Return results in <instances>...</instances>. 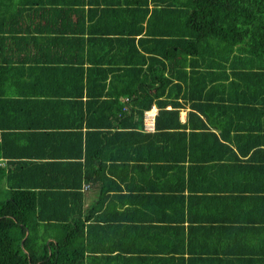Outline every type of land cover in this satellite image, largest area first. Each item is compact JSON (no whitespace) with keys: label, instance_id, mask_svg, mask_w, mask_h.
Returning <instances> with one entry per match:
<instances>
[{"label":"trees","instance_id":"obj_1","mask_svg":"<svg viewBox=\"0 0 264 264\" xmlns=\"http://www.w3.org/2000/svg\"><path fill=\"white\" fill-rule=\"evenodd\" d=\"M25 139L43 161H15ZM5 160L0 264H222L182 253L219 242L264 264V0H0ZM127 168L155 189L119 216L161 227L110 224Z\"/></svg>","mask_w":264,"mask_h":264},{"label":"crops","instance_id":"obj_2","mask_svg":"<svg viewBox=\"0 0 264 264\" xmlns=\"http://www.w3.org/2000/svg\"><path fill=\"white\" fill-rule=\"evenodd\" d=\"M61 28V25H59ZM30 93H32V91H30ZM17 97H20L19 95H17ZM149 111L155 113H157V110L155 107H152ZM31 120V119H29ZM185 120V112H181L180 114V121L181 122H184ZM31 122V121H29ZM25 133H29V132H25ZM26 138V137H24ZM38 144V142H36ZM48 143L46 142H43L41 147H40V150L38 151H33L32 149V146H33V142H28L27 139L24 140V146L28 147L29 149V152L28 151H24V153L26 155H22L20 156V158H17L15 159V161L17 162H23V163H33L35 161H38L40 163V161H43L44 159H38V158H34L32 157V155L34 153L36 154H42L41 151L44 149V145L46 146ZM46 147H49V146H46ZM23 153V154H24ZM5 161H2L0 164L2 166H5ZM134 167V166H133ZM127 171L125 172V174H121V177H123V182L119 184L120 186V189H118V186L115 187V185H113V187L111 189H108V194H107V197H106V200H104V203H103V207H109V212L107 214V218L109 219L110 224L111 225H118V226H126V225H137L138 227H141L142 229L146 230V228H149V227H156L159 225V227H161L160 223L156 221V218L154 217V215H148V216H145V217H139V219H134L135 221H123L124 219L123 218H128V220H131L129 218V215H127L128 217H120L119 215L124 213V211H128L129 209H131L132 206H130V201L134 200L135 195H139V196H143L145 197L147 195V193H150V189H155L153 187V185H151L150 183L146 182V176H147V172L144 171L143 169H134V168H127L126 169ZM21 171L24 173V176H27L28 179L30 177V179H37V180H40L41 177H48V174L47 175H43V171L42 169H39L38 166H36L35 164L33 165H30L29 167H25L23 169H21ZM135 171L138 173H135ZM157 176H163L164 173H161V172H157ZM136 175V178L137 176L139 177L138 178V181H137V186H134V176ZM19 175V173L17 174ZM145 176V177H144ZM155 186H156V189H164V187H166V184L161 181V182H155ZM114 184V183H112ZM112 184H110L109 186H111ZM213 187H211L212 189ZM6 189V188H5ZM202 189V188H200ZM154 194L153 195H156L157 191H153ZM162 192V191H161ZM85 208H88L90 207L91 205L95 204L98 200V196H99V185L96 183V185H94L92 187V189H88V190H85ZM124 194V195H122ZM121 195L123 197H125L124 199L121 198ZM117 196H120L119 198ZM116 197V198H114ZM126 197L128 199H126ZM147 197V196H146ZM118 198V199H117ZM117 199V200H116ZM140 200H144V199H140ZM146 200V199H145ZM162 203L161 205H164V200L161 199ZM126 201V202H125ZM144 202V201H143ZM124 203V204H123ZM246 205H252L249 201L247 202H244ZM258 206H264L261 202H257ZM256 205V203H255ZM102 207V208H103ZM104 210H106V208H103ZM102 210V209H101ZM143 211V210H142ZM158 215L162 218L163 215H164V211L161 210V212L158 213ZM121 218V219H120ZM237 218H241L243 219L244 216H240L238 215ZM152 225V226H150ZM250 225V224H249ZM254 225V222L251 224V228L253 227ZM247 227H250V226H247ZM249 229V228H247ZM124 231L123 228H118V232L119 231ZM221 236V240H224L226 238V236L224 235H219L218 237ZM119 237V236H118ZM141 237L144 238L145 235L144 233L141 234ZM217 237V235H216ZM215 237V238H216ZM217 237V238H218ZM220 244H217V249H216V252L213 253L212 250H208L209 248V245L207 244V246L205 245V247L201 250H199L198 248L196 249H192L194 251H198L197 253H192L190 254L189 251H182L183 255H184V259H186V255L190 256L192 255V257H197V259H206L207 257L208 258H212L213 255L217 256V258H221V262L222 264H226V261L225 259H238V255L235 254V249L233 250H229L227 249V247L222 244L221 242H219ZM200 248V246H198ZM211 247V245H210ZM178 253V252H177ZM176 253V255H178ZM195 254V255H194ZM175 255V254H174ZM191 257V258H192ZM200 261V260H199ZM212 262L210 261H207L206 264H211ZM214 264V263H213Z\"/></svg>","mask_w":264,"mask_h":264},{"label":"built area","instance_id":"obj_3","mask_svg":"<svg viewBox=\"0 0 264 264\" xmlns=\"http://www.w3.org/2000/svg\"><path fill=\"white\" fill-rule=\"evenodd\" d=\"M127 100H125L126 102ZM154 118L155 113L146 111L143 115V131L146 133H152L154 131Z\"/></svg>","mask_w":264,"mask_h":264}]
</instances>
